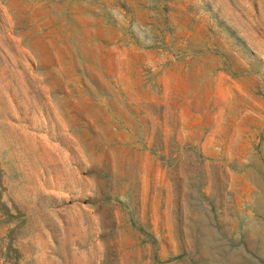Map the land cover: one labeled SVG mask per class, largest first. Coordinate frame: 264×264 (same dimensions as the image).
Masks as SVG:
<instances>
[{
	"label": "rangeland",
	"instance_id": "rangeland-1",
	"mask_svg": "<svg viewBox=\"0 0 264 264\" xmlns=\"http://www.w3.org/2000/svg\"><path fill=\"white\" fill-rule=\"evenodd\" d=\"M0 264H264V0H0Z\"/></svg>",
	"mask_w": 264,
	"mask_h": 264
}]
</instances>
